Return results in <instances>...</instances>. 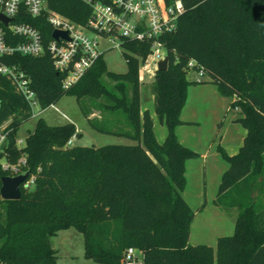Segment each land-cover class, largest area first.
<instances>
[{"label":"trees","instance_id":"trees-1","mask_svg":"<svg viewBox=\"0 0 264 264\" xmlns=\"http://www.w3.org/2000/svg\"><path fill=\"white\" fill-rule=\"evenodd\" d=\"M182 1L177 31L163 38L169 67L156 72L152 86L156 114L167 129L163 142L156 137L150 111L142 108L139 70L149 44L123 42L125 73L110 71L103 52L69 89L63 88L64 75L49 54L7 60L31 78L42 110L65 95L92 99L93 107L83 109L90 124L137 144L69 146L79 136L74 123L51 126L40 118L19 147L17 133L32 118L30 109L0 75V126L9 122L3 148L12 162L24 154V170L36 177L32 188L21 187L19 200L0 198V264H57L53 238L69 228L84 236L86 257L99 264H125L129 248L142 253V264H264V0ZM50 7L81 24L91 13L84 0H50ZM24 20L51 37L44 16ZM192 60L204 68L206 81L188 77ZM203 83L233 99L230 108L238 110L236 121L245 130L237 153L217 147L229 166L215 204L237 216L234 234L219 237L215 248L190 243L196 212L184 196L186 168L201 155L176 132L192 124L182 119L189 87ZM94 108L100 119L91 117ZM119 112L132 132L102 124L114 122ZM4 176L8 173L0 168V188ZM229 196L233 199L227 201Z\"/></svg>","mask_w":264,"mask_h":264},{"label":"built area","instance_id":"built-area-1","mask_svg":"<svg viewBox=\"0 0 264 264\" xmlns=\"http://www.w3.org/2000/svg\"><path fill=\"white\" fill-rule=\"evenodd\" d=\"M91 8L86 24L75 22L50 7V0H0V13L9 19L8 25L0 20V75L8 78L19 94L27 102L31 117H38L41 112L32 80L16 63L7 60L15 55L43 57L49 54L55 69L64 75L62 86L69 89L95 64L104 52L99 38L116 48H123L125 40L149 44V54L142 62L139 78L144 81L145 73L150 75L158 71V62L168 57L167 46L163 38L177 31L178 21L185 10L182 0H84ZM44 16L51 27V37H44L41 31L24 20L26 17ZM55 30L67 32L68 37H53ZM152 65L155 69H152ZM198 73L195 80L205 81L203 67L195 61L188 65ZM53 106V105H51ZM1 127V126H0ZM0 130V168L15 177L25 174L27 160L23 154L16 162L10 161L3 148L7 133ZM77 137L74 135L68 145L73 146ZM19 147L25 140L17 141ZM35 175H29L21 187L34 186ZM134 248H129L124 257L125 264H142V257L137 256Z\"/></svg>","mask_w":264,"mask_h":264},{"label":"rangeland","instance_id":"rangeland-1","mask_svg":"<svg viewBox=\"0 0 264 264\" xmlns=\"http://www.w3.org/2000/svg\"><path fill=\"white\" fill-rule=\"evenodd\" d=\"M99 42L102 51H104L103 57L108 69L115 73L127 72L128 64L123 54V48L113 47V45L102 38H99ZM152 69H155L154 65H152ZM188 77L196 80L198 73L195 70H190ZM204 79L207 80L208 78L204 77ZM154 83L155 74L145 73L144 81L141 82L140 80L142 108L150 111L155 122L156 137L159 142H163L167 136V129L160 123L155 111V100L152 95ZM204 85L209 86L200 88L216 89V86L214 87L212 83ZM200 88H191L190 94L193 97L194 95L198 96ZM217 95L212 96L211 100L207 99V101H204L200 99L197 104H189L190 106L183 113V118L192 120L191 122L193 123L184 125L179 132L180 138L185 142L184 144L195 148L198 152H203L205 149H209L212 152L209 160L214 162V166L208 169H205L203 165L199 166L201 164L200 158L192 159L195 167L193 164L190 165L186 199L191 202L197 214L191 227L190 243L192 245L208 244L214 248L219 236L234 234L237 216V211L225 210L219 206L220 212L217 210H201L204 205L208 207L212 203L211 206H214L211 200L218 197L222 171L225 168L227 170L229 166L217 151V147L221 145L232 155L238 152L239 147L243 144V134H245L244 128L236 121L239 117V112L236 109L226 111L227 107L231 106L229 103L230 99L221 98L220 94V96ZM91 102L92 99L78 100L75 95H65L58 103L43 110L38 117H32L24 122L18 130V140H25L29 133L35 130L38 120L42 118L44 122L51 126L63 125L69 122L74 123L78 129L79 136L73 145L101 147L110 144H137L136 140L127 136L117 133H102L96 130L87 120L83 111L84 106L93 107ZM92 111L91 117L100 119V111L95 108ZM8 123L2 125L0 130L4 129ZM102 124L108 128L118 129L122 133L132 132L129 121L121 113L118 114V118L114 122L106 119ZM200 198L202 203L199 202V205H197ZM232 199L233 197L231 196L226 198L227 201ZM53 246L58 250L59 258L57 264H99L86 257L84 236L75 228L60 231L53 238ZM137 256L141 258L143 255L137 251Z\"/></svg>","mask_w":264,"mask_h":264},{"label":"crops","instance_id":"crops-1","mask_svg":"<svg viewBox=\"0 0 264 264\" xmlns=\"http://www.w3.org/2000/svg\"><path fill=\"white\" fill-rule=\"evenodd\" d=\"M206 81V80H205ZM204 84H207V83H203V84H200V85H198V84H196V85H192V86H190L189 87V92H188V99H187V103H186V106L184 107V110H183V112H182V119L183 120H185V121H188V122H191L192 120H189V119H184L183 118V113L185 112V109L188 107V106H190L189 104H193V103H196L197 104V102H199L200 101V99H203L204 101H207V99L209 100L212 96H216L217 94V96H220L221 94H220V92L218 91V89H217V87H215V85H214V87L216 88V89H212V88H206V89H201L200 87H208L209 85H204ZM210 86H213V85H210ZM191 88H200V93L198 94V96H195L194 95V97L190 94V89ZM219 92V93H218ZM220 94V95H219ZM222 96V95H221ZM216 98H218V97H216ZM221 98H225V99H228V97H225V96H222ZM225 99H223V100H225ZM230 99V104H231V102L233 101V99H231V98H229ZM228 99V100H229ZM211 100V99H210ZM225 104V103H224ZM144 109V108H143ZM145 110V109H144ZM227 110H231V108H230V106H228L227 107V109H226V111ZM238 111V110H237ZM193 123V122H192ZM183 126H179L178 128H177V130H176V132H177V135H178V137H179V139H180V141L184 144L185 142L180 138V136H179V132H180V130H181V128H182ZM77 131H78V129H77ZM79 133V132H78ZM244 135V137H245V134H243ZM244 139V138H243ZM186 145V144H185ZM242 145V144H241ZM188 146V145H187ZM189 147V146H188ZM241 147V146H240ZM239 147V148H240ZM190 148H192L191 146H190ZM192 149H194V150H196L195 148H192ZM196 151H198V150H196ZM218 151V150H217ZM200 153V159H199V161L201 162V164L199 165V166H202L203 165V167L205 168V169H208V168H210V167H213L214 166V162H211V160H209V157H210V155L212 154V152L209 150V149H205L203 152H199ZM237 153V152H236ZM235 154V153H234ZM193 161L192 160H189L188 162H187V168H186V178H187V186H188V175H189V169H190V165L191 164H193L192 163ZM213 164V165H212ZM194 165V164H193ZM194 167H195V165H194ZM226 170V168L225 169H223V171H222V173H224V171ZM223 175V174H222ZM186 186V189H185V192H184V195H185V198H186V194L188 193L187 192V187ZM187 200V199H186ZM215 198L213 199V200H211L212 202H213V204H214V206H211L212 205V203H211V205L210 206H208V207H206V205H204L202 208H201V210L202 211H205L206 209V211H215V210H217L218 212H220L221 210H220V208L217 206L216 207V205H215ZM188 202H189V200H187ZM199 202L200 203H202V200H201V198H200V200L198 201V204L197 205H199ZM189 204L191 205V207L193 208V206H192V204H191V202H189ZM196 209H198V208H196ZM220 210V211H219ZM196 216H197V214H196ZM196 216H195V219H196ZM224 216V218H226V216L225 215H223ZM195 219H194V221H195ZM194 223V222H193ZM193 225V224H192ZM219 237H222V236H219ZM218 237V238H219ZM208 245V244H207Z\"/></svg>","mask_w":264,"mask_h":264},{"label":"water","instance_id":"water-1","mask_svg":"<svg viewBox=\"0 0 264 264\" xmlns=\"http://www.w3.org/2000/svg\"><path fill=\"white\" fill-rule=\"evenodd\" d=\"M0 20L5 24L8 25L9 19L4 17L0 13ZM61 36L68 37L67 32H61L59 30H55L53 33V37L55 39H59ZM169 67V57H166L163 60L158 62V71H165ZM0 107H1V100H0ZM29 177V173L26 172L25 174H21L15 177L11 176H4L1 179L2 186L0 188V196L3 200H19L22 196L21 186Z\"/></svg>","mask_w":264,"mask_h":264}]
</instances>
